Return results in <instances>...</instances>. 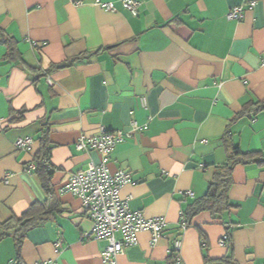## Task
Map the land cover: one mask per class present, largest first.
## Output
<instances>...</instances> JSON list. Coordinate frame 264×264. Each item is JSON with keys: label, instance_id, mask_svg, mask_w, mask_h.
Wrapping results in <instances>:
<instances>
[{"label": "crops", "instance_id": "0c3cea01", "mask_svg": "<svg viewBox=\"0 0 264 264\" xmlns=\"http://www.w3.org/2000/svg\"><path fill=\"white\" fill-rule=\"evenodd\" d=\"M138 1L134 15L123 0H0V28L18 51L6 57L0 41V222L48 200L35 160L48 131L57 206L27 232L21 264H110L108 240L85 237L93 221L82 199L61 190L106 156L109 170L131 174L121 187L130 208L167 220L155 242L139 232L117 264H170L176 239L178 264L229 254L235 264H264V162L235 166L229 211L203 210L179 225L233 147L264 157V111L241 114L264 99V0ZM236 6L243 16L229 18ZM102 130L126 139L110 153L78 149ZM25 136L31 147L17 148ZM16 256L14 237L2 239L0 264Z\"/></svg>", "mask_w": 264, "mask_h": 264}, {"label": "built area", "instance_id": "2783aa9c", "mask_svg": "<svg viewBox=\"0 0 264 264\" xmlns=\"http://www.w3.org/2000/svg\"><path fill=\"white\" fill-rule=\"evenodd\" d=\"M124 5L134 14L139 13L140 1L123 0ZM104 7L113 8L109 2H105ZM243 16V7L236 6L229 13L228 17L239 19ZM264 65V58L262 60ZM134 130H139L136 122L131 124ZM126 139L124 132L102 130L99 134L93 136H82L77 142L78 149H98L110 153L118 142ZM33 143L30 136L21 137L16 141V147L19 149H29ZM108 156L99 164H91L86 169L73 172L62 191L71 192L82 199L83 209L93 221L90 232L85 233V237L97 240H108L106 247L102 252L104 260L110 264L116 263V256L129 245L138 241V233L144 230L152 234V242H155L165 230L167 220L164 217H147L140 211H134L130 208L128 200L121 195V187L124 183L131 180V174L119 169L115 172L109 170L106 166ZM53 170V165L45 159L43 161ZM188 194L193 192L188 191ZM179 225L182 228L187 227L186 217L181 215ZM121 232L122 238L118 239L116 233ZM229 242V236L225 234L222 244ZM60 246V242H56ZM181 240L176 239L172 253L180 260ZM11 264H21L15 257ZM36 264H53L51 261H38Z\"/></svg>", "mask_w": 264, "mask_h": 264}, {"label": "trees", "instance_id": "16d2710c", "mask_svg": "<svg viewBox=\"0 0 264 264\" xmlns=\"http://www.w3.org/2000/svg\"><path fill=\"white\" fill-rule=\"evenodd\" d=\"M0 41L5 43L8 47L6 57L12 58L18 55L15 39L0 28ZM70 62H63L56 64L54 67L69 66ZM264 111V99L255 102L253 106L246 107L242 113H252L253 115ZM240 115V114H239ZM51 146L48 139V131H44L41 137V149L36 154L35 160L36 172L39 175L42 185L48 193V200L46 202H34L22 214H13L7 220L0 222V241L8 236H13L15 239L16 258L22 262L21 249L22 244L27 236V232L36 226H39L43 221L53 212L57 206L53 200L55 190L52 183V175L54 170H50L48 165L43 161L50 160ZM253 161L264 162V157L260 152H244L239 147H233L228 160L216 167L213 181L207 193L201 198L195 200L185 212L188 222L199 212L203 210H210L214 214H223L229 211L233 204L229 198V190L233 184V171L236 165L250 163ZM51 163V162H50ZM52 203V204H51ZM170 264H178L174 253L171 254ZM223 262L225 264H235L233 254L227 255Z\"/></svg>", "mask_w": 264, "mask_h": 264}, {"label": "water", "instance_id": "95a60500", "mask_svg": "<svg viewBox=\"0 0 264 264\" xmlns=\"http://www.w3.org/2000/svg\"><path fill=\"white\" fill-rule=\"evenodd\" d=\"M215 264H225V263H223V262H216Z\"/></svg>", "mask_w": 264, "mask_h": 264}]
</instances>
